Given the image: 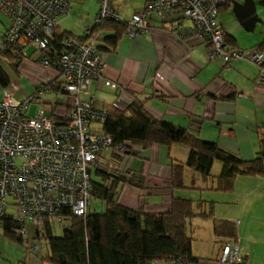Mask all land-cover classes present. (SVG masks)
Returning <instances> with one entry per match:
<instances>
[{"label":"crops","instance_id":"0c3cea01","mask_svg":"<svg viewBox=\"0 0 264 264\" xmlns=\"http://www.w3.org/2000/svg\"><path fill=\"white\" fill-rule=\"evenodd\" d=\"M111 3L120 15L124 1L111 0ZM145 3L146 0L136 3L133 13L141 12ZM223 12L226 15H221ZM232 14L231 6L226 3L217 15L224 35L234 38L233 43L226 42V46L242 50L259 46L264 41V9H259L260 21L255 23L252 31L245 30L237 19L233 20ZM0 16L1 37L9 21L1 11ZM149 24L151 33L134 37L124 33L112 49H108L104 38L113 32L101 30L97 34L94 42L97 47H102L99 50L104 62V77L118 82L123 92L92 80L82 97L93 100L97 107L109 105L118 110L126 109L137 100L155 119L171 122L189 132L196 128L200 139L216 142L241 159L250 160L260 155L264 145V87L255 83L258 67L248 60H232L226 68L220 58H209L210 46L190 34L192 25L189 20H180L178 34L175 35L167 32V25L155 13H150ZM259 49L264 53V43ZM2 55L10 61L9 54L2 53L0 57ZM12 65L21 75L16 65ZM0 72L9 79L7 85H2L1 95L14 81L1 63ZM25 75L31 91L18 96L15 93L19 88L14 83V96L18 98L34 91L33 80L29 74ZM50 86L51 90L42 98L64 103L66 91L58 90L55 82ZM31 106L35 110V104L31 103L29 114ZM196 119H200L198 126L195 125ZM188 153L189 148L180 144L135 145L129 164L130 177L113 181L118 202L140 212L161 213L170 209L173 198H190L194 216L190 218L188 236H195L200 241L195 249L191 244L192 254L198 258L192 264H220L218 258L226 237L214 233V218L233 221L242 255L250 264H264V173L239 174L231 190H218L215 178L221 164L214 161L208 178L184 166L185 188H174L170 183V164H184ZM103 161L108 166L118 164V160L108 153H105ZM187 189L197 190L194 198L189 191L187 194ZM217 207L221 208L219 213L212 210ZM203 213L212 216L203 217ZM35 230L37 238L43 237V228L35 227ZM206 238L213 240L211 255L205 252L203 242ZM9 239L22 243L1 230L0 264H6L3 252ZM215 244H218L216 249ZM37 251L24 250L23 260H17L15 264H51L45 258L47 243L39 254Z\"/></svg>","mask_w":264,"mask_h":264},{"label":"built area","instance_id":"2783aa9c","mask_svg":"<svg viewBox=\"0 0 264 264\" xmlns=\"http://www.w3.org/2000/svg\"><path fill=\"white\" fill-rule=\"evenodd\" d=\"M96 1L99 9L92 26L119 21L130 37L151 33L150 13H155L172 35L178 34L181 19L189 20L190 34L210 46L209 58H220L226 68L232 60L250 61L258 67L256 85L264 87V53L259 48L226 46L217 15L231 0H146L143 10L128 20L121 18L111 0ZM69 8L70 0H0V11L9 21L0 37V52L9 54L18 71L29 74L34 82V91L27 96L15 98L13 83L0 95V231L4 220L10 218L16 223L14 234L24 243H28L26 223L36 228L42 227L45 218L63 223L64 211L84 217L96 171L109 175L106 183L130 177L134 143L129 139L114 142L104 130L107 110L82 97L92 80L120 93L123 88L104 77L92 26L81 35L58 29L57 18L68 15ZM52 82L58 90L66 91L64 103L42 98ZM31 103L35 110L29 114ZM199 122L196 119L195 125ZM190 133L197 135L196 128ZM105 153L118 164L106 165ZM27 249L33 253L38 245ZM218 261H243L234 239L224 241Z\"/></svg>","mask_w":264,"mask_h":264},{"label":"trees","instance_id":"16d2710c","mask_svg":"<svg viewBox=\"0 0 264 264\" xmlns=\"http://www.w3.org/2000/svg\"><path fill=\"white\" fill-rule=\"evenodd\" d=\"M101 30L112 31L104 41L108 49L115 47L125 33V24L106 20L91 27V36L97 37ZM66 32V31H65ZM68 33V32H66ZM225 36L233 43V36ZM58 38L54 40L56 44ZM262 41L258 48H261ZM252 47V48H257ZM98 50L102 47H97ZM107 48V47H106ZM99 50V51H100ZM0 54H2L0 52ZM9 79L0 72V84L7 85ZM108 116L104 130L116 143L126 139L134 145L149 146L153 143L170 146L180 144L189 148L184 164H170V183L174 188L183 187L184 166L192 168L203 178L210 176L214 161L221 164L216 176L218 190H231L237 175H261L264 173V145L260 155L241 159L236 154L219 147L216 142L200 139L186 129L165 120H158L148 114L140 101H134L124 110L105 105ZM99 180L92 179V198L100 199L105 205L103 212L87 211L83 217L64 211L65 222L61 235H54L48 218L42 225L44 239L48 246L46 260L51 264H152L153 261H176L177 264H192L198 260L192 254L191 237L187 233V220L194 216L189 199L173 198L170 209L161 213L140 212L122 205L117 200L115 182L106 183L109 175L96 171ZM91 198V199H92ZM203 217L212 214H202ZM15 221L4 220L6 235L22 241L13 232ZM213 231L227 239H237L236 224L227 219L213 220ZM240 264L248 263L245 256Z\"/></svg>","mask_w":264,"mask_h":264},{"label":"rangeland","instance_id":"374dc122","mask_svg":"<svg viewBox=\"0 0 264 264\" xmlns=\"http://www.w3.org/2000/svg\"><path fill=\"white\" fill-rule=\"evenodd\" d=\"M123 1H124V4L122 7V11L120 12V16L122 19L128 20L131 18V15L136 8V3H139L142 0H123ZM253 2L255 4V8H256L257 13H258L259 9H264V0H253ZM98 9H99V4L96 0H70L69 14L66 16H60L57 18L58 29L60 31L71 32L74 34L83 33V31L87 27L93 25L94 17L96 15V13L98 12ZM221 15H226V13L223 12ZM230 17L233 18V20L236 19L234 14H232ZM8 59L2 55L0 57V60H1L0 63L3 66V68L5 69V71L7 72V74L9 75V77L11 78V80L14 81L13 84L15 83L18 86L19 91L16 92L15 94L19 96L23 92L29 91L31 87L28 86L26 80L24 79L26 77V75L25 74L19 75L17 73V71H15V69L13 68V65H12V63H14L13 58L10 57V61H8ZM2 87L3 86L0 84V93H1ZM9 90H10V88H9ZM16 95H15V98H18ZM57 99L59 100L60 98L58 97ZM65 101H66V99H65ZM33 109H34V107L31 106L30 114H32L34 112ZM216 162H218V161H216ZM93 179L95 181H97V180H99V177L97 175L93 174ZM183 188H185V187H183ZM180 189H182V188H180ZM188 191H189L190 195L193 196V197L191 196L192 198H194V195L197 194L196 189H187V194H188ZM187 199L191 200V202H192V199H190V198H187ZM191 208H193V207L191 206ZM88 210L90 212H103L105 210V205L103 204V202L100 199L93 197L90 200ZM212 210L215 213H219L221 208L217 207L216 209L214 208ZM189 222H191L190 218L187 220V233L190 232ZM49 223L52 225L51 228H52V233L54 235H61L63 233V226H66L69 224V222H63V223L49 222ZM26 230H27L28 243L27 242L26 243H24V242L18 243L17 241H14L11 239L6 240L5 244H7V245L5 246V250L3 252L4 257L6 258V260H4V262L6 264H8L9 262L11 264H15L17 262V260H20V259L23 260L24 250L26 252L28 251V249L26 248L27 246H33L35 244L38 245V247H39L38 251H37L38 254L41 252L42 247H45V244H46L45 239L41 236L39 238L36 237L35 225H33L31 223H27L26 224ZM191 239H192V241H191L192 246L195 249L197 244L200 243V241L195 236H192ZM203 244H205L206 254H208V255L213 254V253L209 252L211 250V248H210L211 245H213V240L211 241L208 238H206V240L203 242ZM217 245L218 244L214 245L215 249H216ZM213 251H214V249H213ZM154 264H170V263L166 260H157V261H155Z\"/></svg>","mask_w":264,"mask_h":264},{"label":"water","instance_id":"95a60500","mask_svg":"<svg viewBox=\"0 0 264 264\" xmlns=\"http://www.w3.org/2000/svg\"><path fill=\"white\" fill-rule=\"evenodd\" d=\"M232 13L240 25L247 31H252L256 22L260 21L253 0H231Z\"/></svg>","mask_w":264,"mask_h":264}]
</instances>
